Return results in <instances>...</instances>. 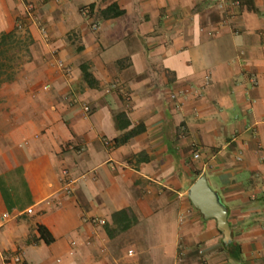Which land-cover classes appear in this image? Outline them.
Returning a JSON list of instances; mask_svg holds the SVG:
<instances>
[{"label": "crops", "instance_id": "0c3cea01", "mask_svg": "<svg viewBox=\"0 0 264 264\" xmlns=\"http://www.w3.org/2000/svg\"><path fill=\"white\" fill-rule=\"evenodd\" d=\"M14 29L0 264H264V0H0ZM202 174L228 245L188 197Z\"/></svg>", "mask_w": 264, "mask_h": 264}, {"label": "water", "instance_id": "95a60500", "mask_svg": "<svg viewBox=\"0 0 264 264\" xmlns=\"http://www.w3.org/2000/svg\"><path fill=\"white\" fill-rule=\"evenodd\" d=\"M188 197L204 219H213L217 222V227L223 234V242L226 245L232 243V229L228 220V209L222 203L218 193L209 185L205 174H202L190 187Z\"/></svg>", "mask_w": 264, "mask_h": 264}, {"label": "trees", "instance_id": "16d2710c", "mask_svg": "<svg viewBox=\"0 0 264 264\" xmlns=\"http://www.w3.org/2000/svg\"><path fill=\"white\" fill-rule=\"evenodd\" d=\"M93 9V5L90 7ZM124 14V11L120 10L117 4H112L109 7H107L105 10L101 12V15L104 19L109 18H116ZM17 36V30L14 29L10 32H4L0 34V78L4 76L8 72L9 69H11V58L8 56L10 52V46L9 44L13 41L14 38ZM84 79L88 83L90 87H94L96 82L92 74L88 71V67L86 65H82L81 67ZM0 79V83H1ZM122 116H118V122L120 124L121 128L126 127V125L122 123ZM145 128L140 125L136 129H133L129 133L125 134L122 138L118 139L116 141V144H125L130 138L141 134L144 132ZM200 174H198L199 176ZM115 218L122 217L124 219L126 217V212L121 211L114 215Z\"/></svg>", "mask_w": 264, "mask_h": 264}, {"label": "built area", "instance_id": "2783aa9c", "mask_svg": "<svg viewBox=\"0 0 264 264\" xmlns=\"http://www.w3.org/2000/svg\"><path fill=\"white\" fill-rule=\"evenodd\" d=\"M225 1H227V0H225ZM228 1H232V2H234V3H236V4H240V0H228ZM85 11H86V10H84V12H85ZM100 28H101V24H100V23L95 22V23L92 24V30H93V31H98V30H100ZM42 30L44 31V29H42ZM60 66H63V64H62L61 62H60ZM252 80H253V82H254V84H255V83H256V80H255L254 78H253ZM112 86H113V88L116 87L115 84L112 85ZM173 98H177L176 95H173ZM86 112L89 113V112H90V109H89V108H86ZM105 144L108 145V146H111V143H110L109 141H105ZM194 157L197 159V158L200 157V154H199V153H196V154L194 155ZM64 175L67 176V172H66V171L64 172ZM69 183H72V181H71V180L68 181L67 184H69ZM68 191H69V189H68ZM31 212H32V211L29 210L28 213H31ZM91 222L94 223V224H100V225H101V224H102V225L105 224L104 220H99V219H93V220H91ZM129 254H132V253L130 252ZM14 260H15L16 262H20V261H21V258L18 257V256H16V257L14 258ZM177 264H182V260L180 259V260L178 261Z\"/></svg>", "mask_w": 264, "mask_h": 264}, {"label": "rangeland", "instance_id": "374dc122", "mask_svg": "<svg viewBox=\"0 0 264 264\" xmlns=\"http://www.w3.org/2000/svg\"><path fill=\"white\" fill-rule=\"evenodd\" d=\"M9 46H10L9 47L10 48V52H9V55L8 56L12 59L11 60V64L12 65H15L18 62V60H17L18 56H17L16 59L13 60L14 53H18V52L20 53V52H22L23 51V48H24V44L23 43H19L18 40H16V39H13V41L9 44Z\"/></svg>", "mask_w": 264, "mask_h": 264}]
</instances>
